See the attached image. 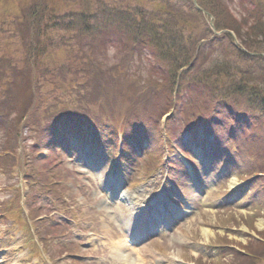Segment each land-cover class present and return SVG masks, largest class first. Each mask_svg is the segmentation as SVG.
Instances as JSON below:
<instances>
[{
  "label": "rangeland",
  "instance_id": "obj_1",
  "mask_svg": "<svg viewBox=\"0 0 264 264\" xmlns=\"http://www.w3.org/2000/svg\"><path fill=\"white\" fill-rule=\"evenodd\" d=\"M125 1L131 4L135 3L134 1L132 2L130 0ZM235 3L236 1L231 3V7L236 15H233L229 11H227V13H221L219 15V21L233 22V19L236 18L235 16L238 18L240 17L238 12L241 8H239V4L235 5ZM148 5L149 4H147V6ZM151 6L152 5H149L148 7L151 8ZM144 13L149 14L148 11H145ZM142 17L143 13H140L138 18L142 19ZM6 20V13L0 12V24L5 23L4 21ZM204 22L207 27V24L209 25L211 21L208 17L204 19ZM190 28L191 25L188 26L187 30H190ZM151 34H154L153 31ZM9 35L10 32L7 33V31L6 34H0V46L3 44V49L6 42H11V47L18 46L17 41L14 38H9ZM248 48L252 50L253 46H248ZM109 51L110 54L113 53L111 49ZM235 51L236 50L234 48L220 51V55L224 56L228 60L229 66L233 64V61L238 62L241 66V63L244 60H240L237 57ZM87 54L88 62L93 57V53L88 51ZM210 57L211 59H217L219 54L212 53ZM15 58H19V54H16ZM240 77L241 75L238 76V78L235 76L234 79L237 80ZM136 79L129 80L125 82V84H131L134 86L133 83ZM149 80L152 83H156L155 78L150 77ZM215 81V84L211 85V87H216V93L218 96H220L222 93V91L219 90L221 84L232 83L231 80L230 82L228 80V83H225L219 78L215 79ZM139 84L141 83L139 82ZM125 89L129 88L126 87ZM135 104L137 105L138 103L135 102ZM138 105L140 106L141 104ZM72 124V121L66 122L65 125L68 126L64 129V131H59L57 133V146L59 149H61V151L55 150L53 152L54 159H61V161L63 160L62 168L67 166L73 173L71 174L67 172L68 177L66 176V183L71 187L69 204H71V206L75 205V208H78L79 205L83 206L82 212L79 214L76 213V216H78L76 220L77 224L70 223V228L68 230L75 235V243H84L87 245L85 249H82L85 252L83 256L93 255L91 258H87V262L82 264H128V262L122 263L115 261L111 263V260L108 257V251H110L111 246L108 247L104 244L102 246L98 242V240L104 242L102 239L104 235H106L105 237L108 238V240L109 237H112L117 241L124 240L125 238L122 237L123 234L121 227H119L118 223L114 222L112 217L109 216L108 211L112 208L107 206L105 203L106 201L104 195L100 192L101 185L99 180L96 182L97 176L102 175L105 181L108 182L109 179L116 178L117 174H115L114 177H112V172L108 174L107 170L109 169V165L106 163L107 155H105L106 151L104 150L103 145L94 144L91 142V139L89 140L90 142L86 143V140L89 136L85 133L81 135L67 134L70 132L69 125H71L73 129L76 128L75 125ZM201 136V134L193 136V140L196 145V151L199 153L202 151L200 153L201 159L199 160L198 167L202 175L201 184L206 193H190L188 195V193L191 192L188 191L185 199L189 198V203L192 206H195L194 212L190 216L191 219H187V221L182 222L179 228H177V223L170 224L172 226V230L174 231L171 230L172 233L168 234L167 236L160 237V244L165 250L164 253H159L153 249L152 243L148 244L147 246H139L138 248L133 249L138 250L140 254H142L141 258L145 259L147 264H189L192 261L199 264H206L208 261L216 258L217 254L220 255L222 252L226 261H232L235 257V254L231 252L229 248L227 250L223 248H213L209 245L210 239H220L223 241V243H232L231 247L238 249L237 246L247 245L250 241L256 240L255 238L258 237L259 232L264 230V205L263 207L255 206L252 202L250 203L248 199L245 200L243 195L237 196V194H235V187H232L230 184L231 177L227 178V175L230 173H228L227 169H224L220 163H211L212 155L209 152L210 143L208 141L200 143ZM27 143L28 148L30 149L29 146H31L32 140H29ZM44 153L46 154L47 152L44 151ZM220 154L221 153H217L216 155L219 156ZM174 158L177 159L178 156L174 155ZM142 165V160L134 159L131 161L127 166V171L133 174L129 177L130 174H128L126 171V181H132L135 178L147 179L146 185L142 186L145 192L146 190H150L151 192V190L157 185L156 181H158L160 178H163L164 174L162 170L155 172L154 176L156 177H153V174L151 173H149L151 176L146 173L141 174ZM212 167L218 169L216 173H214ZM60 168L61 166L59 169ZM20 181L21 180L19 179L17 173L10 174L2 172L0 169V201L5 200L7 197L9 198L13 193V187L17 186ZM22 187L24 188L23 204L25 208L27 206V204H25L26 193L29 191L30 187L24 181ZM226 187L231 189V196L226 195L223 197L214 193L215 191L224 192ZM135 189L138 188L136 187L134 190ZM168 189L174 190L172 186H167V190ZM37 198L38 199L33 198L31 200L37 202L39 205L40 203H49L47 206H50L51 209L46 207L45 209H47L49 212L48 215H44V218H46L48 223H53V221H59L62 219V216H64V213L62 212L63 210H58L57 212L59 213L55 212L58 207L53 202L52 195L49 196L48 194H45L44 198L42 196H37ZM106 207H110L109 210ZM26 211H28L27 208ZM68 212V215L73 213L70 209H68ZM258 212H261L259 214L260 216L257 214ZM220 219H226V223L223 224ZM227 219L229 221H227ZM11 224L12 220L4 219L0 212V264L6 263L5 256L9 251L8 248L4 247L6 242L2 240L4 237H1V235L5 234L6 229L9 228ZM180 228L185 232V234L182 236L177 235ZM11 234L14 236L12 238L10 247H13L14 245H20L19 251H17V254L13 258L14 260L16 259L20 262V264H44L41 262L44 261L43 259H39L38 257L31 255L30 249L27 245L23 246V244H26L28 241L26 232L20 230ZM59 241H63V239ZM160 244L156 242L154 245L158 249H162ZM42 245L43 243L41 242V246ZM58 249L59 248L56 250ZM59 250L61 251L62 249ZM149 252H152L153 255H149ZM224 252H227V254ZM58 255L60 254H56V257H58ZM104 256L108 258L106 263L103 261ZM68 257L69 256H60L56 260L57 264H75L70 259H68ZM49 259L50 257L47 256V260Z\"/></svg>",
  "mask_w": 264,
  "mask_h": 264
},
{
  "label": "trees",
  "instance_id": "obj_2",
  "mask_svg": "<svg viewBox=\"0 0 264 264\" xmlns=\"http://www.w3.org/2000/svg\"><path fill=\"white\" fill-rule=\"evenodd\" d=\"M90 4L91 0H85ZM201 6L206 9L207 11L212 12V14L215 16L216 19V27L218 29H223V28H229L232 29L236 32L238 38L240 39V42L248 48V46H253V50H260L264 48V21L262 17H259L256 13H251L250 17L244 18L242 21H239L238 19H233V22L231 21H225L221 22L219 21V15L221 13H227L229 11L227 4L222 1V0H199ZM254 4L253 0H242V4ZM264 6V5H263ZM263 6L260 8L263 9ZM175 5H172L171 8H174ZM246 7H250V5H247ZM87 11L89 10V6H87ZM58 10V1H53L52 2V12H55ZM264 10V9H263ZM202 14V13H201ZM200 15V14H199ZM82 21L81 23H84L83 26L85 30L88 32L89 30V24H92L91 22V16H88L87 12L85 13H80L78 16ZM203 17V14H202ZM264 18V17H263ZM185 23L188 24L187 21H184ZM191 22V21H190ZM189 22V23H190ZM124 26L122 27L124 33V37L122 38L123 41L120 42L121 46V51L122 52H129L130 50H133V48H141L144 45L148 46L150 44L153 46L152 48H164L166 50L167 56H171L173 54V58L166 57V59H162V63L166 65L167 68V76L164 74L165 80H167L170 76V74L174 75L176 71H179L180 69H184L189 65V62L191 61L192 54L191 52H188L185 50L184 47H179L180 45V38H182L183 34L180 31V29L176 30H165L164 38H155L154 34H149L145 29H142L139 25L136 29H133V23L125 21L122 23ZM105 26H101L98 30V35L101 36L102 34H109V36L112 35V33L117 29V27H111L107 26V24H104ZM77 28L78 25H75ZM97 28V27H96ZM178 33V37H177ZM206 31H203V34L205 37H208V34H206ZM173 37L172 41H169L170 37ZM258 38V39H257ZM214 39L221 40L222 37L216 36ZM101 42H105L104 40H101ZM92 49H90L91 51ZM97 52V50H95ZM189 53V54H185ZM240 53V51L238 52ZM184 54V55H183ZM191 54V58H190ZM241 55L245 58L247 55L241 52ZM248 60H253L252 58H248ZM92 60L85 62V66H90ZM227 60L226 63L221 64V63H215L213 66H211L206 73H204V70L201 71L203 73L202 76L199 75H194L191 76V82L192 84H196L197 86H200V83L203 82V91L201 90L199 92V99L197 100L196 106L201 108H212L215 104V102H219L217 99V96H211L208 94L210 90L212 89L211 85H213V82H216L215 79L216 76L223 77L227 76L229 80L233 82L232 84H226L224 86V90L226 93H231L236 94L237 99H240V101H243L242 103V108L245 109L246 111L253 113L260 112L264 116V58H259L258 64L261 66V69L263 70L262 73L258 70V78L262 79L263 85L262 87H259L253 83H251L248 79L245 78L243 75L245 73L243 72L242 76L243 78L239 79L238 82L237 80L234 79L236 76L238 78L239 72L238 69L235 68V66H227ZM259 69V68H258ZM241 71V70H239ZM89 72V71H88ZM105 71L104 69H101L99 67V70L97 72H91L90 77L92 79H97L99 78L100 74L103 76V79L106 83L108 77L104 75ZM0 76L2 74L0 73ZM134 79V78H133ZM136 79V77H135ZM110 84V83H109ZM109 84L106 85V87L109 86ZM138 86V85H136ZM215 87H213L214 89ZM233 88V89H232ZM147 90L148 86L145 85L141 87V90ZM212 89V90H213ZM91 91V90H89ZM83 99L84 96H81L80 99ZM220 98H223V96H220ZM224 101H220L219 105L217 106L218 109L223 107V109H227L224 104H230V98L229 96L224 95L223 98ZM6 102V101H5ZM5 102H0V106L4 105ZM84 102H88V97L84 99ZM221 105V106H220ZM205 110V109H203ZM208 110V109H207ZM258 127L254 126V129L257 130ZM252 133V130H249ZM261 132L264 131L260 129ZM263 139L261 141V144L263 145V148L261 149L260 153H264V135ZM252 250V249H251ZM258 251H264V243L263 244H257L253 250L252 253H254V258H257L258 256ZM254 262V260H252Z\"/></svg>",
  "mask_w": 264,
  "mask_h": 264
},
{
  "label": "bare ground",
  "instance_id": "obj_3",
  "mask_svg": "<svg viewBox=\"0 0 264 264\" xmlns=\"http://www.w3.org/2000/svg\"><path fill=\"white\" fill-rule=\"evenodd\" d=\"M184 38L189 39L191 37H187L184 33L182 38H180L179 40H183ZM172 39H173V37L171 36L169 41H172ZM185 42L189 43L187 40H185ZM141 228H144V227H141ZM115 244H116V246L113 245L111 248V250H112L111 253L114 256V258L116 260H120L122 263H124V262L126 263L128 261L129 264H134L135 262L132 258H130V254H127L130 251L127 244H125L123 241H119ZM130 260H132V261H130Z\"/></svg>",
  "mask_w": 264,
  "mask_h": 264
}]
</instances>
